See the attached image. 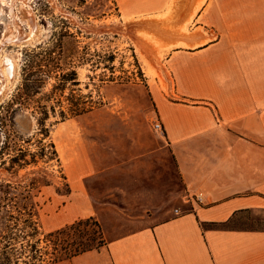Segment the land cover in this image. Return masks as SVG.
<instances>
[{
	"label": "rangeland",
	"instance_id": "obj_1",
	"mask_svg": "<svg viewBox=\"0 0 264 264\" xmlns=\"http://www.w3.org/2000/svg\"><path fill=\"white\" fill-rule=\"evenodd\" d=\"M117 13L114 0H0V235L11 231L6 219L24 201L30 181L45 176L51 183L39 185L34 198L40 233L12 241L17 249L23 246L18 264L29 258L28 244L35 241L44 252V260L35 264H47L55 238L46 234L78 220L89 218L69 235L87 234L98 248L189 209L164 130L153 128L156 106L133 36L125 33ZM71 70L79 83L67 80L53 93L60 74ZM25 78L35 80L26 98L21 89ZM79 98L86 110L71 115L69 108ZM43 108L44 141L54 144L57 157L13 164L18 145L37 150L42 136L37 118ZM80 180L82 194L75 189ZM64 183L69 194H64ZM88 208L92 213L86 215ZM227 226L264 228V218L243 213ZM6 240L0 241V264H6L7 255L15 264L13 253H2Z\"/></svg>",
	"mask_w": 264,
	"mask_h": 264
},
{
	"label": "crops",
	"instance_id": "obj_2",
	"mask_svg": "<svg viewBox=\"0 0 264 264\" xmlns=\"http://www.w3.org/2000/svg\"><path fill=\"white\" fill-rule=\"evenodd\" d=\"M114 2L189 209L53 264H264V0Z\"/></svg>",
	"mask_w": 264,
	"mask_h": 264
},
{
	"label": "trees",
	"instance_id": "obj_3",
	"mask_svg": "<svg viewBox=\"0 0 264 264\" xmlns=\"http://www.w3.org/2000/svg\"><path fill=\"white\" fill-rule=\"evenodd\" d=\"M61 83L58 85H54L52 88V92L54 93L56 90L60 89L59 86H63L64 82L67 80H72V83L78 84L79 81L76 79V72L74 70H71L70 72L60 74L58 78ZM35 80H31L29 78H25L22 82L21 89L22 92L25 93V98L30 95L28 92L29 88L32 86L31 84H35ZM62 84V85H61ZM27 90V91H26ZM80 99V98H79ZM78 100V99H77ZM85 101L78 100L72 102L71 108H69L71 115H79L83 113L86 110V107L83 106ZM40 116L37 118L38 123V134H42V136L38 139L37 144V150L31 152L28 147H23L22 145H18L17 149L15 150V153L11 156L10 160L13 164H17L18 166H24L26 164L30 163H36V157H49L56 158V150L54 148V144L49 141L46 143L44 141V138L48 135V130L45 127V118L47 117V110L43 108V110L39 111ZM61 118H65L64 111H60ZM26 142H29L27 139ZM29 155L30 158L27 159L26 156ZM2 164H4V160L2 161ZM51 183L46 179L45 176H42L41 178H33L30 183L25 188V195L23 196L24 201L21 202V204L15 208L14 215L11 213L8 215V218L6 221H10L11 223L5 224V226L9 227L11 231L6 233L5 235H0V239L6 240L4 242V245L1 247L2 253H7L8 251L13 253L15 256V264H18V257L20 254H22V251L19 249H22L23 246H20V248H15L13 246V240L16 238H35L40 232L38 227V222L35 218L36 216V206L38 203L35 201V197L37 196V192L40 191V186H49ZM40 185V186H39ZM65 192L64 194H69L70 187L68 183H64ZM60 192L59 190H57ZM89 218L87 220H78L70 225H66L64 227L55 229L53 231L48 232L46 235L48 237L55 238L54 240L49 241L53 244V250L50 252V256H48L47 264H53L55 262L69 259L72 256L81 253L83 251L93 249V247L90 245V238L87 236V234H80L78 233V237L82 238L79 239L71 237L69 235V231L75 230L80 224H88ZM230 222V221H229ZM226 223L219 224L220 226H227ZM86 235V237H84ZM0 240V241H1ZM39 239H37V242ZM36 242V241H35ZM31 242L27 243L30 246V252L31 254L28 255V259L22 260L23 264H35L37 261L44 260L42 258L41 251L39 252V249L36 247V243ZM7 248L8 250L6 251ZM45 254H47L45 252ZM18 255V256H16ZM7 262L6 264H10V256H5Z\"/></svg>",
	"mask_w": 264,
	"mask_h": 264
},
{
	"label": "built area",
	"instance_id": "obj_4",
	"mask_svg": "<svg viewBox=\"0 0 264 264\" xmlns=\"http://www.w3.org/2000/svg\"><path fill=\"white\" fill-rule=\"evenodd\" d=\"M153 128H154L155 130H161V125H160L159 121H156V122L154 123Z\"/></svg>",
	"mask_w": 264,
	"mask_h": 264
},
{
	"label": "water",
	"instance_id": "obj_5",
	"mask_svg": "<svg viewBox=\"0 0 264 264\" xmlns=\"http://www.w3.org/2000/svg\"><path fill=\"white\" fill-rule=\"evenodd\" d=\"M6 57H9V56H6ZM12 69H13V67H12ZM6 70H7L8 73H10V74L12 73V70L10 68H8ZM1 88H2V86L0 87V91H1Z\"/></svg>",
	"mask_w": 264,
	"mask_h": 264
},
{
	"label": "bare ground",
	"instance_id": "obj_6",
	"mask_svg": "<svg viewBox=\"0 0 264 264\" xmlns=\"http://www.w3.org/2000/svg\"><path fill=\"white\" fill-rule=\"evenodd\" d=\"M1 2H2V4H4L5 3V0H1ZM32 36V34L29 36V38ZM1 60V59H0ZM14 60H17V59H15L14 58ZM1 62V61H0ZM12 63V62H11ZM1 69V68H0ZM5 73V72H4ZM14 82V81H13ZM7 91V90H6Z\"/></svg>",
	"mask_w": 264,
	"mask_h": 264
}]
</instances>
